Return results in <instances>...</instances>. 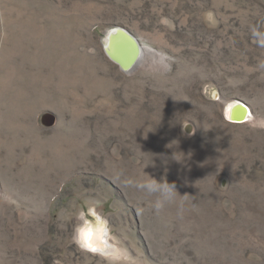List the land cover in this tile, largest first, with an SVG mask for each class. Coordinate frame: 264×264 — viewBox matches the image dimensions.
Returning a JSON list of instances; mask_svg holds the SVG:
<instances>
[{"label":"rangeland","instance_id":"374dc122","mask_svg":"<svg viewBox=\"0 0 264 264\" xmlns=\"http://www.w3.org/2000/svg\"><path fill=\"white\" fill-rule=\"evenodd\" d=\"M254 26L264 0H0V264H109L72 240L90 204L111 264H264ZM149 178L175 185L159 211Z\"/></svg>","mask_w":264,"mask_h":264},{"label":"clouds","instance_id":"9594fccd","mask_svg":"<svg viewBox=\"0 0 264 264\" xmlns=\"http://www.w3.org/2000/svg\"><path fill=\"white\" fill-rule=\"evenodd\" d=\"M205 20L208 23H214L212 12L205 14ZM161 23L167 24V19H162ZM252 36L258 47L264 48V31L259 26L251 29ZM149 49H153L148 47ZM156 50L158 59L153 61L154 70L160 74L167 73L170 70V55L167 52ZM249 126L254 129L264 130V115H253L249 120ZM136 187L146 191L149 194H157L155 202L157 211L170 202L176 195L175 185L158 182L153 178L141 183ZM79 223L73 229V243L84 252L104 256L109 264L113 261L129 260L127 252L119 247V241L112 235L108 220L96 211V205L90 204L86 209L77 215Z\"/></svg>","mask_w":264,"mask_h":264},{"label":"bare ground","instance_id":"6f19581e","mask_svg":"<svg viewBox=\"0 0 264 264\" xmlns=\"http://www.w3.org/2000/svg\"><path fill=\"white\" fill-rule=\"evenodd\" d=\"M112 37V36H111ZM118 40V39H117ZM119 40H122V37L119 39ZM133 42V40H131ZM118 42V41H117ZM130 42V41H129ZM135 43V42H134ZM130 44V43H129ZM132 46V45H131ZM135 46V45H134ZM126 53V56L124 55V60L126 59L127 61H131L133 60L134 56L133 55H130L129 54V51L125 52ZM236 105V108L234 111L235 115L238 117V118H245V116L247 115V110L242 106V105H239V103L235 104ZM234 106V105H233Z\"/></svg>","mask_w":264,"mask_h":264},{"label":"water","instance_id":"95a60500","mask_svg":"<svg viewBox=\"0 0 264 264\" xmlns=\"http://www.w3.org/2000/svg\"><path fill=\"white\" fill-rule=\"evenodd\" d=\"M109 37H111V36H109ZM105 40L107 41V43H109L108 46H109V47H113V49H114V46L118 44V43H117V37H116V36H115V38H114V37H113V38H108V37H106ZM133 42H134V41H133ZM114 50H115V49H114ZM124 55L126 56V53L123 54L122 56L118 55V57L121 58V61H122V63H123L124 65H126V66H130L132 60H131L130 62L127 61L126 59L124 60ZM240 103H241L244 107H246V104H245L243 101H240Z\"/></svg>","mask_w":264,"mask_h":264},{"label":"flooded vegetation","instance_id":"af4514ba","mask_svg":"<svg viewBox=\"0 0 264 264\" xmlns=\"http://www.w3.org/2000/svg\"><path fill=\"white\" fill-rule=\"evenodd\" d=\"M246 109V108H245Z\"/></svg>","mask_w":264,"mask_h":264}]
</instances>
